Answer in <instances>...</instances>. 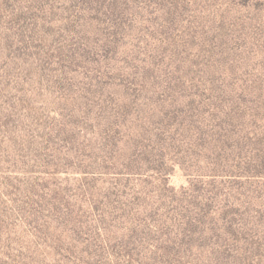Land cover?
<instances>
[{
	"label": "rangeland",
	"instance_id": "rangeland-1",
	"mask_svg": "<svg viewBox=\"0 0 264 264\" xmlns=\"http://www.w3.org/2000/svg\"><path fill=\"white\" fill-rule=\"evenodd\" d=\"M0 264H264V0H0Z\"/></svg>",
	"mask_w": 264,
	"mask_h": 264
}]
</instances>
